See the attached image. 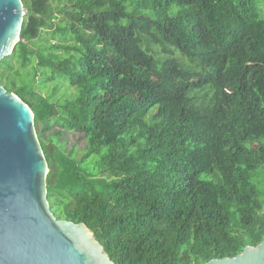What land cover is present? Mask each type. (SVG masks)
<instances>
[{
  "label": "trees",
  "instance_id": "trees-1",
  "mask_svg": "<svg viewBox=\"0 0 264 264\" xmlns=\"http://www.w3.org/2000/svg\"><path fill=\"white\" fill-rule=\"evenodd\" d=\"M23 6L0 86L35 115L58 219L114 264H207L264 242V0Z\"/></svg>",
  "mask_w": 264,
  "mask_h": 264
},
{
  "label": "water",
  "instance_id": "water-1",
  "mask_svg": "<svg viewBox=\"0 0 264 264\" xmlns=\"http://www.w3.org/2000/svg\"><path fill=\"white\" fill-rule=\"evenodd\" d=\"M24 15L21 0H0V62L22 40ZM51 171L33 111L0 86V264H114L84 223L56 217ZM207 264H264V242Z\"/></svg>",
  "mask_w": 264,
  "mask_h": 264
},
{
  "label": "rangeland",
  "instance_id": "rangeland-1",
  "mask_svg": "<svg viewBox=\"0 0 264 264\" xmlns=\"http://www.w3.org/2000/svg\"><path fill=\"white\" fill-rule=\"evenodd\" d=\"M23 5L26 3V1L28 0H21ZM24 13H26V10L24 8ZM50 89L49 90H45V95L46 96H49L54 88V84L53 85H50ZM68 88V83L66 81H62V90L61 92L59 93L58 97L56 99H61L64 101V97L69 95V94H72L74 92V90H70L68 93H66V89ZM70 141L73 142V143H76L77 146L79 147V149H83L85 147V141L82 140L80 138L79 135H76V134H70ZM256 183L258 184L260 190L262 191V194H263V197H262V201L264 203V168H262L260 171H259V176L256 178ZM263 213H264V210H263ZM262 214V213H261Z\"/></svg>",
  "mask_w": 264,
  "mask_h": 264
}]
</instances>
